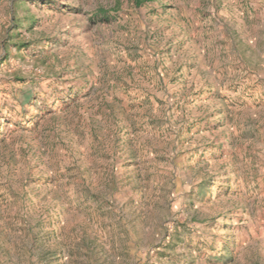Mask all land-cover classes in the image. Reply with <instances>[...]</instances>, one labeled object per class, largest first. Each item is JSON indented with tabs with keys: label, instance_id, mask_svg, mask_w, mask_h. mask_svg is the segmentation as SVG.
Masks as SVG:
<instances>
[{
	"label": "rangeland",
	"instance_id": "374dc122",
	"mask_svg": "<svg viewBox=\"0 0 264 264\" xmlns=\"http://www.w3.org/2000/svg\"><path fill=\"white\" fill-rule=\"evenodd\" d=\"M0 264H264V0H0Z\"/></svg>",
	"mask_w": 264,
	"mask_h": 264
},
{
	"label": "trees",
	"instance_id": "16d2710c",
	"mask_svg": "<svg viewBox=\"0 0 264 264\" xmlns=\"http://www.w3.org/2000/svg\"><path fill=\"white\" fill-rule=\"evenodd\" d=\"M127 1L132 3L135 7L140 8L146 3L154 2L156 0H127Z\"/></svg>",
	"mask_w": 264,
	"mask_h": 264
}]
</instances>
